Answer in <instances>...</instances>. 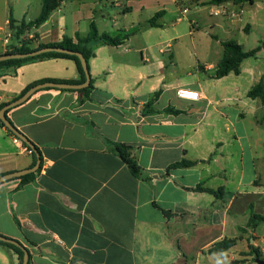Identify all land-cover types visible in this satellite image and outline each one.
<instances>
[{"label":"crops","instance_id":"obj_1","mask_svg":"<svg viewBox=\"0 0 264 264\" xmlns=\"http://www.w3.org/2000/svg\"><path fill=\"white\" fill-rule=\"evenodd\" d=\"M211 1L63 0L47 22L19 34L23 23L39 17L42 0H0V53L65 37L78 43L93 23L100 35L122 40L90 43L94 88L87 98L46 88L7 114L42 158L31 182L0 185V235L22 243L30 264H257L243 255L249 245L264 259V222L249 226L252 213L264 215V102L249 97L264 85V34L253 36L264 31V0ZM204 11L213 20L206 31L212 38L193 45L195 66L188 68L177 31L165 48L159 39L167 16L176 17L175 30L191 12ZM130 15L139 18L131 22ZM191 26L190 36L199 29L197 21ZM227 41L245 52L261 49L239 74L217 79ZM47 79L81 81L82 75L69 58L3 68L0 105ZM180 89L201 98L182 99ZM14 137L0 127V176L36 163ZM112 142L132 147L140 177ZM183 159L196 164L168 169ZM198 185L219 195L192 190ZM224 239L238 241L224 255L210 253ZM19 263L0 245V264Z\"/></svg>","mask_w":264,"mask_h":264},{"label":"trees","instance_id":"obj_2","mask_svg":"<svg viewBox=\"0 0 264 264\" xmlns=\"http://www.w3.org/2000/svg\"><path fill=\"white\" fill-rule=\"evenodd\" d=\"M62 1L63 0H42L43 6H42V11H41L39 17L35 21H33L29 24L23 23L22 26H20L18 33L20 34L21 32H24L28 29L33 28V27H39L42 24H44L45 22H47L50 15L52 14V12L54 10H56L61 5ZM229 1H232L235 4L252 2V0H212L211 3L214 5H220V4H223L225 2H229ZM160 15H161V13H158L150 21V23L152 25H155V20L158 19V17H160ZM10 26L12 28L15 27L14 20H11ZM94 41H101L102 43H104L106 45H111V46H118V45L122 44V40L119 38H113L107 34L100 35L98 33L96 25L93 23L92 27H91L90 34L85 38L79 37L78 43H74L72 39L65 37L64 40L59 44H51V45H43L42 44V45H39L38 48H36V49H33L30 46L24 45L21 48H14L10 51H6L5 53H0V55L17 54V53L25 54V53H30V52H33L35 50L42 49L45 47L59 46V47H63V48H66V49H69V50L83 54L84 58L87 60L88 67L90 70V60L95 56V53L93 52V49L89 47V45L91 42H94ZM263 45H264V42H263ZM223 46H224L225 52H224L223 58L221 59V61L218 64V70H217V73L215 75V78H217V79L225 77V76L229 75L230 73L239 74L242 62L245 59L255 57L257 55L258 51L261 49V46H260L254 50L245 52L243 50V48L235 41L224 42ZM48 58H69V59L74 60L77 63L78 69L82 75L81 81H58V80H48V79L42 80V81L33 83L30 86H28L19 96L15 97L12 101H15L16 99L22 97L29 89H31L32 87H34L38 84H41V83L56 82V83H68V84H81L86 80L85 73H84V70L82 68L80 59L77 56L64 54V53H56V52L44 53V54H41V55H38L35 57H28V58H24V59L3 61V62H0V70L3 68H6V67L8 68V67H13V66H21V65L28 63V62H33L36 60H43V59H48ZM93 88H94V81L92 79L90 86L88 88L83 89V90H78V91L77 90H72V91L83 93L85 98H87ZM48 89H50V88H48ZM159 96H160V92L155 93L152 96L149 103L146 105L145 109L152 107V105L154 104V102H156V100L159 98ZM249 97L260 98L262 100V102H264V85L259 84V85L255 86L249 92ZM9 103L1 104L0 105V111ZM11 110L12 109L8 110L7 114ZM156 112H157L156 110H146L145 114H151V113H156ZM166 112L175 113V114L179 113V111L174 110L172 108L167 109ZM8 120L10 121L9 118H8ZM0 127L6 128V126L1 121V119H0ZM6 129L9 131V133L11 135L15 136L8 128H6ZM29 142L32 145H34L30 140H29ZM24 144L27 147H29L26 143H24ZM111 144L113 145L114 150L118 153V155L121 157V159L126 163V165L128 166L129 170L132 172V174L136 177H140L141 167L138 164L136 158L132 154V147L127 145V144L117 143V142H112ZM35 148L39 152V150L36 146H35ZM33 156H34L35 162H36V155L34 152H33ZM41 160H42V158H41ZM195 164H196L195 162L183 159L181 161H178V162L170 165V167L168 169L172 170V169L183 168V167L188 168V167L194 166ZM34 176H35V173H31V174H28V175H25L21 178H16V179L21 181L20 185H25V184L31 182L34 179ZM12 180H14V179H12ZM7 182H9V181H7ZM192 190L198 191V192H207V193H211V194H215V195H219V192H220V191H214L212 189L204 188L202 185H198L196 188H194ZM165 214L168 215L169 212H165ZM259 222H264V215H257V214L252 213L250 216L249 226L250 227L256 226ZM237 241H238V239H224L220 242L215 243L209 251L212 254L224 255L226 252H228L230 249H232L237 244ZM0 245L12 250L15 254H17L19 257V261H20L19 264H22L23 258H24V252H25V250L28 251V249L26 247H24L22 243L19 242L18 245H13V244H9V243H5V242L0 241ZM243 255L249 256L252 258L261 257L260 252L253 245H249V252L243 253ZM29 256H30V259H29V264H30V261H31V254L30 253H29ZM242 262H244V261L243 260L233 261V262H231V264H240Z\"/></svg>","mask_w":264,"mask_h":264},{"label":"water","instance_id":"obj_3","mask_svg":"<svg viewBox=\"0 0 264 264\" xmlns=\"http://www.w3.org/2000/svg\"><path fill=\"white\" fill-rule=\"evenodd\" d=\"M49 52L64 53V54L77 56L80 59L82 68H83L84 73H85L86 80L81 84H68V83H56V82H45V83L38 84V85L32 87L31 89H29L22 97L16 99L15 101L10 102L8 105H6L0 111V119L4 123L6 128H8L15 136H17L19 139H21L24 143H26L33 150V152L36 155V163L33 167H31L29 169L22 170V171H17V172L2 175L0 177V185L4 184L7 181H10L12 179L21 178L25 175H28L31 173H36L39 170V168L41 167V162H42L41 155L37 151L35 146L32 145L29 142V139L23 133H21L15 127L14 124H12L8 120L7 111L24 104L35 93H37L38 91H40L42 89L57 88V89H61V90H77L78 91V90L86 89L90 86L91 74H90V70L88 67L87 60L84 58L83 54L69 50V49H66V48H63V47H59V46L45 47V48L38 49V50H35L33 52L25 53V54H20V53L3 54V55H0V62L8 61V60L24 59V58H28V57H35V56H38V55H41L44 53H49ZM0 241L5 242V243H9V244H13V245L19 244V241L5 237V236H2V235H0ZM29 259H30L29 252L27 250H25L22 264H29ZM254 261L257 264H264V259H262L261 257H255Z\"/></svg>","mask_w":264,"mask_h":264},{"label":"rangeland","instance_id":"obj_4","mask_svg":"<svg viewBox=\"0 0 264 264\" xmlns=\"http://www.w3.org/2000/svg\"><path fill=\"white\" fill-rule=\"evenodd\" d=\"M188 20H182L181 23L175 27V30H173V24L175 23L176 17L175 16H167L165 18V28L167 29L166 32L162 33V38L159 39V42H163V46L165 48L168 41H170L171 36L176 33L179 35L180 39V45L182 46V56L186 58L187 67L193 68L195 66V58L192 54L193 52V45L200 46L202 43L207 41L208 39H211L212 36L208 35L206 31L208 30V24H209V14L207 11H204L201 13V15H197L194 12H191L187 15ZM137 15H130L129 19L131 22H136L138 20ZM191 21H197L199 29L195 31V34L192 36L189 35V32L192 30ZM213 21V20H210ZM216 33V32H215ZM218 34V33H216ZM264 34V31L256 30L254 32V38L260 37ZM236 39L239 38V35L236 34Z\"/></svg>","mask_w":264,"mask_h":264},{"label":"built area","instance_id":"obj_5","mask_svg":"<svg viewBox=\"0 0 264 264\" xmlns=\"http://www.w3.org/2000/svg\"><path fill=\"white\" fill-rule=\"evenodd\" d=\"M177 94L180 98L186 99L189 101H199V99L201 98L200 93L192 89H180L178 90ZM14 142L17 144H20L22 140H20L18 137L15 136ZM23 152L32 154L33 150L25 145L23 148Z\"/></svg>","mask_w":264,"mask_h":264}]
</instances>
